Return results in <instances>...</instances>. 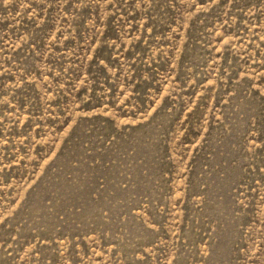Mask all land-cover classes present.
<instances>
[{
	"label": "rangeland",
	"instance_id": "374dc122",
	"mask_svg": "<svg viewBox=\"0 0 264 264\" xmlns=\"http://www.w3.org/2000/svg\"><path fill=\"white\" fill-rule=\"evenodd\" d=\"M0 264H264V0H0Z\"/></svg>",
	"mask_w": 264,
	"mask_h": 264
}]
</instances>
